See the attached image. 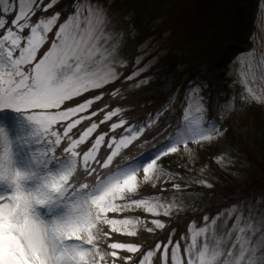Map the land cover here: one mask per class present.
I'll return each mask as SVG.
<instances>
[{
	"label": "snow or ice",
	"instance_id": "6c2138e0",
	"mask_svg": "<svg viewBox=\"0 0 264 264\" xmlns=\"http://www.w3.org/2000/svg\"><path fill=\"white\" fill-rule=\"evenodd\" d=\"M56 2L0 0V264H264V221L258 228L243 213L206 216L182 239L173 230L143 251L140 243H108L115 233L136 237L141 225L148 233L165 229L158 217L180 210L175 200L136 195L140 169L145 183L159 181L162 157L222 133L202 110L195 116L186 110L165 141L121 162L144 125L130 124L116 108L100 122L118 118L110 140L102 133L90 141L99 124L78 126L98 114L83 115L102 97L75 98L118 79L114 45L104 10L91 0H78L62 22L60 12L34 19ZM54 28L56 39L41 55ZM246 91L245 99L264 103L252 87ZM134 209L157 217L153 227L127 215Z\"/></svg>",
	"mask_w": 264,
	"mask_h": 264
},
{
	"label": "trees",
	"instance_id": "16d2710c",
	"mask_svg": "<svg viewBox=\"0 0 264 264\" xmlns=\"http://www.w3.org/2000/svg\"><path fill=\"white\" fill-rule=\"evenodd\" d=\"M73 1L74 0H65V4L70 6ZM117 1L120 2L119 5H116L115 2L112 4V7H118V16L123 20V13L128 11L130 4L126 3L128 5H125V1L127 0ZM191 1L192 0H179L172 11L173 16L175 17L179 12L183 11L182 16L185 18L188 15L187 12L190 9L189 2ZM195 1L197 2L198 0ZM249 3H251L250 0H216L215 3L213 1L200 5L196 17L198 18L202 13L206 14V12H210L211 10H213L215 14L220 15L222 10L227 8L229 11L228 19L224 21L222 30L228 31V44L231 48L227 49L229 46H223V49L225 52L229 50V53H232L235 48H243L241 44H246L243 34L247 28L246 19L249 13L247 10L250 6ZM126 6L127 8H125ZM229 16H231L230 19ZM211 19L212 17L209 16L204 18L203 23L205 31L203 32H207ZM172 20L173 17L171 13L170 17L160 24L152 33H156L153 41H158L161 35L165 33V31H168L167 37L162 38L156 50L152 55L150 54V56L147 57V59L154 58L152 64L148 66L142 74L139 73V75L134 78V86L135 88L137 87L138 91L141 93L131 92L126 95L130 107H126V111L121 116L130 124L144 125V134L138 141H135L136 144L133 143L124 151L123 161L121 162L138 157L141 153H145L152 149L156 143L163 142L172 135L177 126L183 122V117L187 110V88L195 86L198 107L194 109L193 116L197 114L198 109L206 111L212 117L211 123L219 125L220 122L225 121L231 132L230 139H227L222 133L210 141L197 143L198 145H196L200 151V158L205 161L203 164L207 163L208 166L211 167V172L218 174L222 173L221 171L223 170L225 171L226 179H228V181L234 180L235 184H228L226 179H222L219 186L212 187L210 184L196 183L198 179L194 180L192 185L195 188V196L191 197L188 201L187 209L181 218L178 217V215H171L170 217L161 215L158 218L164 221L166 225L165 229L157 230L154 233H148L142 226L137 229L138 234L136 237L115 233L109 238L108 243L114 240L126 243H140L142 244V250H145L150 245H154L156 242L163 240L171 234L173 230L175 232V239H182L185 235H188V221L192 223L195 222L197 226H202L204 224V217L207 216L211 220L212 218H216L223 211L231 207L237 208L241 204H243V206L245 204L247 205V214L249 209L254 207L250 206L249 203L257 204L255 201H257L259 197L263 196L264 198V157L259 158L253 154V160L259 161L258 165L255 167L253 166L254 168H249L246 165L243 167V162L240 159L237 157L231 158L232 153L230 152L233 151L225 150H228L226 147H230L231 144H234L232 142L237 139L236 135L234 139L233 134L235 126L231 123V120L223 116L222 113L223 110L228 108L229 104L234 103L232 99L234 97L237 98L236 103L240 102V105L249 109L245 121L247 137L254 143L257 141L256 143H258L264 154V103L253 102L249 99L242 100L239 89H235V91L231 90L233 76L230 75L229 58L231 57L229 53H226L227 55L224 58L218 59L216 64L210 66L209 69L192 70L187 68L183 70V76L181 75L178 77L176 75L177 64L181 65L179 62V55L175 53L174 55L169 54L165 50V47L169 44V41L177 31V26L181 22V20ZM211 30H213L212 32L214 33L215 31L217 32V29ZM190 39L192 41L191 44L197 42V38L195 37H191ZM231 42H234V44H230ZM135 50L137 49L135 48ZM139 53V50H137V52L128 56L126 59V66L123 68L117 64V71H122L116 83L112 82L101 89L92 90L81 97L82 100L88 98L87 95L90 96L89 99L95 96L102 97L101 101L98 100L94 102L93 107L85 115L90 116L93 111H96L98 114L92 116L91 120L83 121L82 125L78 126V129L82 131L83 128L90 126L92 122L99 124V127L93 133L92 137L89 138L90 141L94 142V138L102 133H108L105 140H110L112 135L111 124L117 122V117H113L111 121H106L104 123L100 122L104 120V113L106 111L115 110L116 108L122 109V99L125 94L124 89L129 86V79H131V76L128 79L130 72L136 65H138L137 69L145 65V61L138 63V59L141 55ZM176 59L178 61H175ZM182 66L183 65H181V67ZM136 81H141L142 83L136 84ZM201 83L207 85V91L209 93L207 99L203 98L202 94L199 92L198 85ZM114 92L117 94L113 95ZM234 92H238V94L232 95ZM76 131L77 130L74 129V132ZM116 131L119 133L121 130L117 129ZM88 146L90 147L91 144ZM84 150L87 149L85 148ZM241 150L242 152H246L249 149L242 148ZM105 153L106 145H102L101 155ZM162 159L166 167L175 174L170 176L167 173L157 171L156 174L160 178L159 181L144 183L136 193L138 197L150 196L156 199L163 197L164 200H170L173 193H176L178 197L179 193L177 192H180L173 189V183L181 184V189L186 188V182L183 176L186 171L183 167L177 166L184 161L182 160L183 158L179 156L177 160H175L174 156L167 155L162 157ZM246 160L249 161L247 158ZM153 184L156 186L153 187ZM146 186L149 187L146 188ZM192 187L188 189L192 190ZM123 215L124 214H116L119 218H123ZM127 215L145 220L148 227H153L151 220L157 218L152 214L144 212L142 209L130 210ZM104 227L106 231H110L107 226ZM105 247H107V245H105ZM119 251L121 255L126 254L123 250Z\"/></svg>",
	"mask_w": 264,
	"mask_h": 264
},
{
	"label": "rangeland",
	"instance_id": "374dc122",
	"mask_svg": "<svg viewBox=\"0 0 264 264\" xmlns=\"http://www.w3.org/2000/svg\"><path fill=\"white\" fill-rule=\"evenodd\" d=\"M112 1L114 0H91L93 4H98L101 6L106 14V32L112 37L111 42L114 45V57L116 63L122 66V68L126 66V59L128 56L134 52H137V50H145V55H152L162 38L167 37L168 31H165L159 40L157 39L158 41H153L155 39L156 33H152L156 30V28L159 27L160 24L170 17L171 13L173 17L172 21L181 20V22L177 26V31L169 41V44H167L165 47V50L169 54L174 55L175 53L179 55V62L183 66L181 67V65L177 64L176 75L178 77H180L184 72L183 70L187 68L192 70H202L203 68L209 69L210 66L216 64L218 59L224 58L227 55L226 53H229V50H226L227 52H225L223 49V46H229L228 31L222 30L224 21L228 19V9H223L220 15L215 14V12L210 9V12H206V14L202 13L198 18L196 17L200 5L211 3L213 1L215 3L216 0H198L197 2L192 0L189 2L190 9L187 12L188 15L185 18L182 16L183 11L179 12L175 17L173 16L172 11L179 0H127L125 1V5H128L126 3H129L130 6L128 11L123 13V20L118 16V7H112ZM79 2L84 3L86 0H79ZM250 2V6L247 9L249 12L246 19L247 28L243 34L246 44H241L243 48H235V51L233 50L232 53H229V56L231 57L229 58V69H231L230 75L233 76L231 90L235 91V89H239V94L241 95L242 100H245V97L248 95L246 91L247 87H252L258 95L264 96V0H250ZM75 4L72 6L69 13L66 12L64 16H61L60 22H62L63 19L74 10ZM125 8H127V6ZM206 16L212 17V19L207 32H203L205 31L203 20ZM230 17L231 16H229V19ZM211 29H217V32L215 31L214 33ZM55 30L56 29L54 28L53 32L49 33V42L44 46L46 47V50L48 47H50V42L56 39ZM191 37L197 38V42L191 44ZM230 44H234V42H231ZM135 48L137 50H135ZM229 48L231 47L229 46L227 49ZM250 53L251 55H249ZM143 57L138 59V63L143 59ZM153 60L154 58L148 59L145 65L141 66L139 69H137L138 65H136V67L130 72L128 79L130 76L131 79H129V86L127 85L128 87L124 89L125 94L122 99L123 103L120 115L124 114L126 107H130L126 99V95L131 92L141 93L138 91L137 87L135 88L134 86V78L137 77L139 73L142 74L143 71L152 64ZM175 61L178 60L176 59ZM121 71H118V79L120 78ZM118 79H116L114 82L116 83ZM140 83L142 82L136 81V84ZM237 94L238 92L232 93V95ZM186 97V108L190 111V114L193 115L194 109L198 107L195 86L187 88ZM232 99L234 103L229 104L228 108L223 110L222 113L223 116L229 118L231 123H233L235 126L233 134L234 139L235 135L237 139H235L236 141L234 140L232 143L237 145L231 144L230 147H226L228 150L225 151L232 150L235 151L234 153L236 154L238 152V159L243 162V167L246 165L249 168H254L252 163L246 160L241 149L247 148L252 154L259 158H263L264 154L262 153L258 143H256L257 141L254 143L247 137L245 121L246 114L249 113V109L240 105V102L236 103V97ZM134 144L136 143L134 142ZM196 144L197 142L190 141L187 148H185L183 145H180L177 153L168 154L174 156L175 160H177L179 156H181L183 158L182 160H184L177 166L183 167L186 171L183 174L184 180L186 182V188H182L180 192H177L179 193L178 197L176 193H173L170 200L165 199L166 201L175 200V202L180 205V210L174 211L172 214L178 215L180 218L184 215V212L187 209V203L190 198L195 196V188L192 185L194 180L198 179L196 183L210 184L212 187H217L219 186L222 179H226L225 171L222 170V173L216 174L215 172H211V167L208 166L207 163L203 164L205 161L200 158V151L197 147L198 144ZM137 175L141 187L145 183L143 181V170L140 169ZM226 180L228 184H235L234 180ZM148 187L149 186H146V188ZM191 187L193 188L192 190L188 189ZM258 199L259 200L256 206L249 209L248 215L245 216V218L247 219L249 216H251L252 222L255 223L258 228H260L262 226V221H264V198L261 196ZM239 210L243 213L246 212L247 208L243 211V208L238 209L232 207L222 213V219H226L230 213L239 214ZM187 224L189 234V230L193 226V223L188 221Z\"/></svg>",
	"mask_w": 264,
	"mask_h": 264
}]
</instances>
